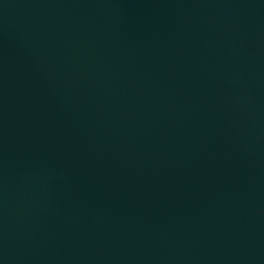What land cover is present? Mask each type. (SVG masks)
<instances>
[{
  "label": "water",
  "instance_id": "95a60500",
  "mask_svg": "<svg viewBox=\"0 0 264 264\" xmlns=\"http://www.w3.org/2000/svg\"><path fill=\"white\" fill-rule=\"evenodd\" d=\"M0 264H264V0H0Z\"/></svg>",
  "mask_w": 264,
  "mask_h": 264
}]
</instances>
